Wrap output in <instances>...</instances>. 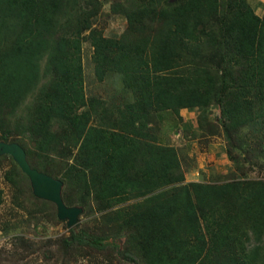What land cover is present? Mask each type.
Returning a JSON list of instances; mask_svg holds the SVG:
<instances>
[{
	"label": "trees",
	"instance_id": "trees-1",
	"mask_svg": "<svg viewBox=\"0 0 264 264\" xmlns=\"http://www.w3.org/2000/svg\"><path fill=\"white\" fill-rule=\"evenodd\" d=\"M118 16L124 30L108 35ZM86 42L106 94L88 88ZM184 108L194 118L185 137L226 140L225 175L188 180L194 159L160 142L159 115L184 122ZM0 138L62 179L66 204L95 221L29 244L26 222L68 225L0 156L12 203L28 215L5 232L46 260L264 264V13L249 0H0ZM124 233L120 250L110 239Z\"/></svg>",
	"mask_w": 264,
	"mask_h": 264
},
{
	"label": "rangeland",
	"instance_id": "rangeland-1",
	"mask_svg": "<svg viewBox=\"0 0 264 264\" xmlns=\"http://www.w3.org/2000/svg\"><path fill=\"white\" fill-rule=\"evenodd\" d=\"M249 1L254 5L257 13L260 15L264 13V0ZM109 7L110 2L106 4L105 10H108ZM98 24H104L103 15L99 16ZM124 27L125 20L121 16L110 18L106 26V33L108 35L120 34L124 30ZM92 51L93 49L90 43L86 42L84 44V55L86 74L88 78L87 85L92 91H99L103 92V94H106L110 86L108 84L99 83L94 77V69L91 62ZM112 77L113 76L108 77L106 81H115L116 79L113 80ZM117 80H120V77H118ZM216 112L217 110H214V113ZM165 113H167L165 116L166 128H168L167 132H172L171 136L175 137V140L172 139V144L183 147L186 151H188V153L190 152V156L194 159L192 161V165L194 167L190 166V170L188 171V175L190 176L189 178H199L201 172H204L208 177L218 174L225 175L227 171H229L231 168H234L233 162L229 161L226 154V140L224 137L213 136L209 137L207 141H203L201 139H189V137H185V130L186 128L192 126L194 118L192 119L188 116L189 122L185 123L178 121V119H176V117L173 116L174 114L172 115L170 111L164 112L162 114ZM179 134L180 136H178ZM7 169L8 165H5L4 162V164L0 166V187L5 190V201L0 205V248L4 251L7 260L3 261L2 264H58L54 260L45 259L43 248L37 251H32V249L21 247L20 244L15 243V241H17L15 239L16 233L12 235L11 233L5 232V224L7 222L9 223L10 220L13 222L19 220L23 223L26 222L25 220L28 218V215L25 214L24 209L15 207L12 203V188L5 179V170ZM194 172H198V174H193ZM28 202L30 201L27 200V203ZM87 222L93 226L95 221H93L90 216H85L83 212L78 223L75 225L76 229H79V227L82 225L84 226ZM24 225L25 226L22 224L21 230L19 231L20 234H26L29 244H33V242H35L37 245H39L43 240H47L49 238L54 241L63 235H71V231L69 229L70 227L66 226L65 222L52 224L51 222L45 220L38 225L37 230H34L33 224L28 227L26 222ZM124 234L118 235L119 238L116 236L115 238L110 239L111 242L118 243L120 250L123 248L127 238V234H125L126 237L123 236ZM52 248H54V246H52ZM95 255L98 256L97 260H92L88 257H81L77 264H117V260L115 263L104 260L105 255H101V253H95Z\"/></svg>",
	"mask_w": 264,
	"mask_h": 264
},
{
	"label": "water",
	"instance_id": "water-1",
	"mask_svg": "<svg viewBox=\"0 0 264 264\" xmlns=\"http://www.w3.org/2000/svg\"><path fill=\"white\" fill-rule=\"evenodd\" d=\"M5 154L12 156L20 169L28 176L34 195L54 203L58 218L66 221L69 227H74L83 214L84 207L66 204L63 198L64 181L33 167L28 160L26 149L16 141L0 140V156ZM123 236L126 237L125 234Z\"/></svg>",
	"mask_w": 264,
	"mask_h": 264
},
{
	"label": "crops",
	"instance_id": "crops-1",
	"mask_svg": "<svg viewBox=\"0 0 264 264\" xmlns=\"http://www.w3.org/2000/svg\"><path fill=\"white\" fill-rule=\"evenodd\" d=\"M167 113L165 114H160L159 115V130L157 131V136L159 137V140L161 143H164V144H172V139L175 140V137L171 136V133H168L167 132V129L166 128V122H165V116H166ZM181 115L184 117V122H189V117H191L193 119V115H192V112H190L188 109L184 108L181 110ZM189 116V117H188ZM187 129V128H186ZM171 131V130H170ZM180 136V134L178 135ZM190 153V152H189ZM193 174H198V172H194ZM199 175H200V172H199ZM190 176L187 175V179L189 178ZM198 178H189L188 180H196Z\"/></svg>",
	"mask_w": 264,
	"mask_h": 264
},
{
	"label": "flooded vegetation",
	"instance_id": "flooded-vegetation-1",
	"mask_svg": "<svg viewBox=\"0 0 264 264\" xmlns=\"http://www.w3.org/2000/svg\"><path fill=\"white\" fill-rule=\"evenodd\" d=\"M1 141H5V139L0 138ZM3 156V155H2ZM75 227V226H74ZM71 228V227H70Z\"/></svg>",
	"mask_w": 264,
	"mask_h": 264
}]
</instances>
